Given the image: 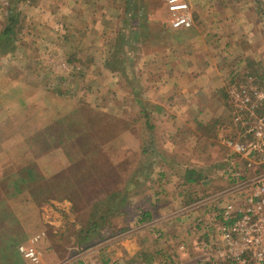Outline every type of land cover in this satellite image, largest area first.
<instances>
[{
    "label": "rangeland",
    "instance_id": "obj_1",
    "mask_svg": "<svg viewBox=\"0 0 264 264\" xmlns=\"http://www.w3.org/2000/svg\"><path fill=\"white\" fill-rule=\"evenodd\" d=\"M55 1L60 3V8L66 11V0ZM121 1V4L116 5L120 7L121 13L118 19L115 20V25L126 27L127 30L138 26L139 22H143L141 25L145 24L149 17L152 18L151 21L156 22L152 26L157 28L156 25H158L162 13L169 12L167 10L168 5L179 1L187 3L192 18V26L200 21L203 22L202 17L207 19L205 21L208 22V26L211 21V19L208 20V17L210 18L208 15L218 13L217 2L229 1L230 6L227 9L229 14H226L229 15L230 20H226L228 23L226 26V22H223L224 29L227 28L232 31L237 29L243 21L237 20L236 14H242L245 16L243 27L247 28L246 21L250 20L253 21L251 23L254 28L256 27L264 34V0H130L131 4H127L126 0ZM21 3L25 5V9L26 5L29 4L28 6H30L35 1L16 0L13 6L22 8ZM9 8V5L3 4L0 0V33L9 25L13 26L9 39L3 37L0 43V128L5 130L3 131L6 136V138H0V155L9 157L12 161L10 162L12 169H15L14 166L18 165L21 160L22 162L26 159L29 161L47 151L46 154H51L55 150L54 159H61L63 162H67V165L53 178L43 179L42 185H35V187H38L36 193L45 192L42 189L44 185L43 188L46 187L51 190L52 195L45 194L36 198L27 197L25 199V197H9V192L0 189V202L5 200V205L21 203L31 206L27 209V212H24V215H28L30 223L26 225L23 221L24 226L21 223L22 218H20L19 224L16 225L9 208L0 206V241L8 242L12 235L18 239V244L15 247L13 246L16 252L14 257L15 255L16 257L12 258L11 254L7 260L8 262H6L0 255V264H33L24 258L20 247L28 244L34 235L41 232H44V236L36 243V248L40 253L43 264H52L57 260L62 262L73 260V258L80 256L84 248L74 245L72 242L74 239L70 236L77 234L79 230H86L88 226L93 233L92 237L98 238L95 241L98 243L95 247L98 248L97 253H99L102 248L99 245L101 241L105 240V242L113 243L116 237L130 234L132 232L131 223L135 217L142 219L145 217V213H151L150 218L158 215V210H154L153 204L157 208L156 205L159 202L157 196L164 183L165 187H171V189L183 194V198L180 200L184 201L187 206L189 205V209L182 214L183 216L189 215L187 218L185 217V220L188 219L194 224L195 222L197 224L198 218L202 215L206 216L208 213H213L222 204L224 199L217 198V195L226 186L227 182L224 177L218 174L217 169L221 166V160L228 154L223 140L232 133V122L227 110L226 89L234 83V80L246 75L258 77L260 82L264 81V50L259 52L257 63L251 59L248 60V63H237L235 61V66L226 70L230 74L222 89L223 100L225 101V105L223 101L221 106L223 110L217 104H211L207 116L202 121L195 123L199 126L198 130L191 133L192 129L188 128L186 132L190 133H184L183 138L178 136L174 141L171 154L175 155L173 159L182 162L165 165L153 159L149 160V154H147L148 151L145 147L149 143L151 134L144 130L141 123L139 129V124L134 123L132 126L133 123L127 121L134 118L131 113L126 118L125 116L121 118L112 115L107 117L101 116L99 112L100 105L96 106L97 109L89 107L88 100L90 97L86 93L96 95L97 99L99 98L98 102L101 103L105 101L104 97H107V91H113V85L112 82H105L104 78L101 79L102 73L96 72L95 68L91 72L90 70L88 72L85 68L88 63H85L86 61L82 58H85L87 54L91 56L93 53L90 51L88 53H77L75 51L83 47L82 39L79 43L68 41V32L65 30L66 28L64 29L67 24L66 12H63L64 14L60 16L61 19L59 20L46 21L42 26V31L47 35L36 39L35 27L38 22L34 15L20 12L14 7L13 12L9 13V17L5 18L4 15L9 11ZM123 12L125 14L129 12L130 16L127 20L121 17V14H124ZM169 13V15L165 14L164 16L166 23L172 16L171 12ZM14 15H16L15 18ZM136 15L139 19L136 18ZM239 27L243 31V27L241 25ZM253 42L256 50L264 48V36L257 34L253 38ZM96 57H99V53H96ZM113 66L118 71L117 76L121 77L119 83L125 84L126 87L123 88L129 87L128 82L132 78L130 73H133L131 69L134 66L133 63H115ZM13 72L17 73V77H23L25 80L8 82L7 74ZM20 72L21 76H19ZM11 89L13 92H27L29 102H35L34 94L38 95L42 91L47 92L50 96H55V104L53 101L48 102L54 108V115L50 118L55 120L59 118L48 131L44 132V135H46L48 143L55 144L57 142L61 146L48 149L45 152L43 151V144H38L33 150L18 145L22 136L28 134V136L34 137L42 135L41 131L35 133L34 130L43 121L40 117L39 108L45 106H43L44 104L40 106L31 104L27 107L28 110L25 109V118L20 117L21 122L14 121V117L18 118V116L13 117V113L10 111L13 110L12 105L14 103ZM118 93H124V91ZM57 95H60V97ZM106 99L109 103L115 101L112 98ZM3 103H7V105L2 107ZM123 103L131 107V100L125 99ZM73 106L78 107L75 112L62 116L66 110ZM225 110H227L228 118L225 115ZM131 116L133 117L129 118ZM10 119H13L11 124L9 123ZM121 119H124V121L122 122ZM127 128H132L134 134L140 131L139 140L142 141L140 146L143 147L138 152H134L136 150L131 148H123L126 143H123V136L120 132L122 129ZM128 134V143L131 144L134 139L133 134L131 131ZM152 138H155V136ZM185 138H188V140H185ZM186 141L191 143L188 145ZM58 165L63 166V164ZM46 166L51 167L52 165L46 164L44 167ZM163 173H166L167 176L159 178V174ZM25 186L32 188L33 185L29 186L25 182ZM6 187H8L7 181ZM106 193L109 194L106 195ZM114 193H119V195L110 196ZM214 193H217L214 196L216 202H209ZM23 198L26 201H23ZM120 201L121 204L117 207V203ZM179 205L181 204H178L177 207ZM110 206L112 208L109 209L112 212L106 214V208ZM66 209H70L72 216L63 215L62 212L65 213ZM196 211L197 215L200 212L202 213L200 217L194 216ZM176 212H179V210ZM176 212L174 214H178ZM13 213L15 216L23 217V214ZM104 215L108 216L103 217ZM37 216L40 218L45 216L52 222L61 223L59 220L66 222L63 221L59 227L57 226L59 230L55 232L54 226H43ZM67 217L69 220H67ZM202 218L204 219V217ZM70 219H74L75 222L79 223L78 230L70 225ZM116 220L120 221L119 224L121 223V226L117 229L113 225V221ZM147 230L146 228L145 231L147 232ZM146 232H141L140 236L146 235ZM180 232L181 230L178 231V233ZM192 232L194 234L193 240L197 243L206 239V236L198 227L192 229ZM148 233L152 234V237L153 234L156 237H161V231H149ZM188 236L183 235V237ZM50 247H53L54 254L57 256L54 261H52L53 257L49 251ZM1 248L2 244H0ZM191 255H196V253H190ZM191 261L194 264V260ZM115 263L116 261L110 262V264ZM129 264L133 263L130 262Z\"/></svg>",
    "mask_w": 264,
    "mask_h": 264
},
{
    "label": "crops",
    "instance_id": "obj_2",
    "mask_svg": "<svg viewBox=\"0 0 264 264\" xmlns=\"http://www.w3.org/2000/svg\"><path fill=\"white\" fill-rule=\"evenodd\" d=\"M34 1L35 3L30 4V6H28L29 4L26 5L24 9L25 5L22 3V8L13 6L16 0H2L3 4L10 6L9 11L4 15L5 18L9 17V13L13 12L14 7L20 12L32 13L38 22L35 27V37L39 39L47 35L42 31V26L46 21L59 20L61 19L60 16L64 14L63 12H66L67 24L64 29L66 28L65 30L68 32V41L79 43L82 39L83 47L75 51L77 53H88V51L93 53L91 56L87 54L85 58H82L86 61L85 63H88L85 68L88 72L95 68L96 72L102 73L101 79L104 78L105 82L110 81L113 85V91H107L108 94H112H107V97H104L105 101L101 103L98 102L99 98L97 99L96 95L86 93L90 97L88 100L89 107L97 109L96 106L100 105L99 112L101 116L107 117L112 115L121 118L125 116L126 118L131 113L134 118L127 121L133 123L132 126L134 123L139 124V129L141 123L144 130L151 134L149 143L145 147L148 151L147 154H149V160L153 159L160 164L182 162L173 159L175 155L171 154L174 141L178 136L183 138L184 133L196 132L199 126L195 123L202 121L207 116L211 104L215 103L219 108L222 106L224 101L222 89L230 74L226 70L233 68L236 62L248 63V60L251 59L257 63L259 52L264 50V48L256 50L253 42V38L257 34L262 36L264 34L256 27L254 28L251 23L253 21H246L248 27H243L244 15L236 14L237 20L243 21L240 23L243 31H241L240 25L234 31L228 30L226 27L224 29L223 22H226L227 19L230 20L229 15L226 14L230 6L229 1H224V3L216 1L218 13L208 15L210 16L208 20L211 19L208 26V22L205 21L207 19L202 17L203 22L200 21L189 28H173L169 20L167 23L164 21L165 14H170L165 12L162 13V17L156 25L157 28L152 26L156 22L151 21L152 18L148 16L149 20L147 19L145 24L141 25L142 23L139 22L138 26H134L129 30L126 27H121V25H115V20L118 19L121 13L120 7L116 5L121 4V0H66V11L60 8L61 4L55 0ZM126 2L131 4L130 0H126ZM128 13L121 14V17L127 20L130 16ZM15 17L16 15H14ZM136 18L139 19L138 15H136ZM227 24L226 22L225 26ZM113 25L114 27H112ZM96 53H99V57H96ZM115 63H133L134 66L131 67L133 73H130L132 78L128 82L129 87L123 88L126 87L125 84L119 83L121 77L117 76L118 71L113 66ZM16 74L15 72L8 73V82L25 80L23 77H17ZM19 76H21V72ZM117 90L124 91V93H118ZM10 92H13V90L11 89ZM11 95H13L14 103L12 105L13 110L10 111L13 113V117L18 116V118L14 117V121L17 120V122H21L20 117L25 118V109L28 110L29 105L38 104L40 106L44 104L43 106H45L39 108L41 114H38L41 115L43 121L34 130L35 133L41 131L42 135L34 137L28 136V134L22 136L18 145L31 150L38 144H43L48 149L61 146L57 142L55 144L48 143L49 141L44 135V132L48 131L59 118L56 120L50 118L54 115V108L48 102L53 101L55 104V96H50L47 92L42 91L38 95L34 94L35 102H29L27 92L15 91ZM106 98H112L115 101L109 103ZM125 99L131 100V107L124 105L123 101ZM5 105L7 103H3L1 106L5 107ZM76 108L78 107L73 106L66 110L62 116L72 114ZM226 111L225 115L228 118L229 115ZM10 120L9 123L11 124L13 119ZM121 121L123 122L124 119H121ZM188 128L192 131L186 132ZM3 130L0 128L1 139L6 138L5 130ZM130 131L134 138L131 144L128 143V133ZM139 132L134 134L132 128L122 129L120 132L123 136L122 141L126 143L123 148H131L136 150L134 152H138L143 147L140 146L142 141L139 140ZM153 136L155 138H152ZM185 140H188V138H185ZM186 143L189 145L191 142L186 141ZM46 153L29 161L26 159L22 162L21 160L18 165L14 166L15 169H12L11 159L1 154L0 183H4L2 191L9 192V197H25V199L27 197L36 198L45 194L52 195L51 190L46 187L43 188L44 185L42 189L45 192L36 193L38 187H35V185H42L43 179L53 178L62 168L66 167L67 162L54 159L55 150L51 154ZM46 164L52 166L44 167ZM58 164H63V166L61 167ZM165 176H167L166 173L159 174V178ZM6 181L8 187H6ZM25 182L29 186L33 185L32 188L26 187ZM164 185L165 183L157 196L159 198L157 208L153 204L154 210H158L157 216L150 218L151 213H147L148 218L142 221L135 217L131 223L132 232L126 236L116 237L113 243L105 242V240L101 241L99 245L102 248L99 253H97L98 248L95 247L98 244L95 242L98 238L92 237L93 233L90 227L88 226L84 231L79 230L77 234L70 237L74 239L72 241L74 245L84 248L80 256L67 262L54 261L57 256L54 254L53 247H50L49 251L53 257L52 261H54L52 264H110L111 261L120 264L125 262L127 264L130 262L133 264H192L191 260H194V264H223L225 260L216 252L210 257L204 255L203 249L200 247L202 241L197 243L193 240L192 229L198 227L200 230L199 225L188 219L186 221L185 219L189 215L183 216L182 214L189 209V205L187 206L184 201L180 200L183 198V194ZM108 194L106 193V195ZM25 199L22 200L26 201ZM9 204L5 205V200L3 203L0 202V206H7L12 212L15 223L20 222V218H22L21 223L23 221L26 225L30 223L28 215H24V212H27V209L31 207L30 205ZM178 204L181 205L177 207ZM177 210L179 212H176ZM13 212L23 214V217L15 216ZM174 212L178 214H174ZM62 213L63 215L72 216L70 209H66L65 213ZM180 214L182 215L180 216ZM194 214V216L200 217L202 213L200 212L197 215L196 211ZM38 219L43 226H54L55 232L59 230L57 226L59 227L64 221L59 220L61 223L52 222L45 216L38 217ZM67 220H69L68 217ZM118 222L120 221H113L115 229L121 226V223ZM22 225L24 226V223ZM70 225L74 226L76 230L80 227L74 219H70ZM146 228L148 229L147 232L145 231ZM179 230H181L180 233H178ZM149 231H161V234L159 233L161 237H156L154 234L152 237V234L148 233ZM141 232L147 234L140 236ZM198 232L200 233V231ZM41 233L44 234V232ZM183 235L188 237H183ZM190 253L199 255L190 256ZM199 256L201 258L196 259Z\"/></svg>",
    "mask_w": 264,
    "mask_h": 264
},
{
    "label": "built area",
    "instance_id": "obj_3",
    "mask_svg": "<svg viewBox=\"0 0 264 264\" xmlns=\"http://www.w3.org/2000/svg\"><path fill=\"white\" fill-rule=\"evenodd\" d=\"M167 10L171 27L192 26L187 3H170ZM259 79L246 75L226 89L232 133L223 140L228 154L217 171L227 184L209 202H216L215 195L224 201L197 221L206 236L200 244L204 255L216 252L229 264H264V81ZM43 235L20 247L33 264H43L36 248Z\"/></svg>",
    "mask_w": 264,
    "mask_h": 264
},
{
    "label": "trees",
    "instance_id": "obj_4",
    "mask_svg": "<svg viewBox=\"0 0 264 264\" xmlns=\"http://www.w3.org/2000/svg\"><path fill=\"white\" fill-rule=\"evenodd\" d=\"M143 23V22H142ZM12 25H9L8 27H6V28H4L3 30H2V34L0 33V43H1V41L3 40V37L4 38H6V39H9V36H10V32H12ZM44 150L43 151H45V150H47L48 149V147H45L44 146V148H43ZM42 151V152H43ZM189 174V173H188ZM190 178V177H189ZM187 180H189V179H187ZM0 185H1V187H0V189L2 190V187H3V184L2 183H0ZM112 195H119V193H114V194H111L110 196H112ZM109 196V197H110ZM108 197V196H107ZM108 197V198H109ZM2 202V201H1ZM3 203V202H2ZM121 204V201L120 202H118L117 203V207L119 206ZM108 205V204H107ZM111 206H113V205H111ZM107 207L106 208V211H105V213L107 214V213H110V212H112V210H110L109 208H112V207ZM115 210V209H114ZM145 215V217L144 218H142V219H139V220H146L147 218H148V214L147 213H145L144 214ZM106 216H108V215H104L103 217H106ZM18 223H16V225H17ZM13 226H14V224H13ZM12 226V227H13ZM0 244H2V248L0 249V251H5V252H0L1 254V256H2V259H4V261H6V262H8L7 260H8V256H10L11 254V257L12 258H15L16 257V255H15V257H14V253H16L15 252V250H14V247H15V245L16 244H18V239L17 238H14V235H12L11 237H10V239H9V241L8 242H6V241H0ZM14 246V247H13ZM13 251V252H12ZM223 264H229L226 260H225V262H223Z\"/></svg>",
    "mask_w": 264,
    "mask_h": 264
}]
</instances>
